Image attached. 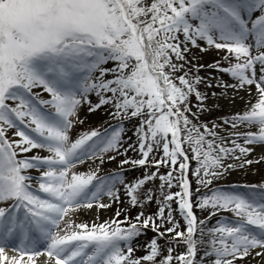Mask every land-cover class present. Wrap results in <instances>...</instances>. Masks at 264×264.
Segmentation results:
<instances>
[{
  "label": "snow or ice",
  "instance_id": "6c2138e0",
  "mask_svg": "<svg viewBox=\"0 0 264 264\" xmlns=\"http://www.w3.org/2000/svg\"><path fill=\"white\" fill-rule=\"evenodd\" d=\"M201 41L226 50V60L234 56L236 63L218 68L236 81L225 87L254 85L257 92L247 111L224 121L232 128L256 129L234 133L231 148L217 143L215 132L189 117L199 118L189 106L192 95L199 111H205L206 97L197 89L201 78H189L183 71L190 63L189 45L206 50ZM109 62L114 66L104 67ZM179 72L183 74L177 76ZM37 88L50 99H40L33 91ZM90 93L99 97L97 104L88 101ZM82 101L93 112L111 105L114 118H140L136 135L141 158L124 159L121 166H169L158 177L162 194L165 185L171 189L176 186L173 179L179 180L181 191L163 196L155 218L140 213L134 223L126 218L91 226L71 220L70 213L81 208L110 207L98 201L104 196L119 199L115 185L124 184L116 174L98 175L99 167L87 174L71 172L85 160L99 159L103 165L104 154L119 152L122 144L124 129L119 126L110 135L93 130L73 138V118ZM8 129H15L19 140H10ZM238 140L264 147V0H0V264H172L173 259L194 264L197 244L205 241L195 238L189 152L197 164L191 174L207 186L236 167L224 164L227 157L240 160L254 150ZM154 147H162L163 155L149 165ZM34 149L50 155L18 159ZM252 163L244 160L239 166ZM30 169L40 172L37 188L27 174ZM176 171L179 176L174 177ZM156 178L154 172L125 185L132 206L139 203V191ZM247 187L248 193L214 190L201 198L198 206L211 208V215L219 209L236 217L208 232L205 255L214 258L213 264H235L249 256L264 264V187ZM145 197L153 200L151 190ZM177 198L185 231L177 230L171 213L169 202ZM165 223L171 226L165 228ZM149 227L156 238L148 254L133 258L132 241ZM173 233L172 239L186 245V253L174 258L169 248L157 261L158 240ZM41 242L43 250L38 248Z\"/></svg>",
  "mask_w": 264,
  "mask_h": 264
},
{
  "label": "rangeland",
  "instance_id": "374dc122",
  "mask_svg": "<svg viewBox=\"0 0 264 264\" xmlns=\"http://www.w3.org/2000/svg\"><path fill=\"white\" fill-rule=\"evenodd\" d=\"M181 39L183 36L181 34ZM201 46L205 48V51H202L201 48L191 47L189 45V52L186 53L187 59L190 61L189 64L185 65L187 72L189 74V78H194L199 76L201 78V82L197 85V89L201 92L202 95L206 97L202 107L205 111L200 112L197 105H192V113H197L198 119L193 117L191 113L189 114L190 119L193 120V123L197 124L198 126L205 125L206 121L213 132L216 133V142L220 143L223 141L224 147L231 148L233 147L231 141L233 139H237L234 133H245L247 131L255 132L256 129H248L244 125H240L238 128H232L230 124H225V120H230L233 116L238 113H243L248 110L249 102L255 103L257 99V92L255 86H245V88L234 89L232 87H225L224 85H232L235 84L236 81L226 72L219 71V69H226L230 67L232 64L236 63L234 56H229V59H225V56H228L226 50H218L214 47H208L206 42L201 41ZM109 62L104 67L111 68L114 64H110ZM184 68V70H185ZM257 73H259V66H257ZM182 75V73H180ZM99 73H94V76H98ZM111 76H106L105 79H112ZM211 84V87L208 85ZM34 92H39L40 99L48 100L50 99L49 95L43 92L42 89L37 88L33 90ZM105 95H111L110 93H106ZM88 101L91 102V105H95L99 102V97L95 95V93H90L88 96ZM10 106H15L16 102L8 101ZM192 103H199L196 100L195 95H192L189 98V106ZM90 104L88 102L81 103L78 111L77 116L73 119L77 122L74 124L72 129V136L73 138H77L84 133H90L91 131L95 130L102 135L106 132L107 134H111L112 130L117 128V126L122 127L124 129L121 139L122 144L119 149V152H110L104 154V163L100 165L99 159H91L85 160L83 163H78L75 168L71 170V172H75L77 174H87L89 172L95 171L98 167L100 171L98 175L105 176L110 174H116L120 178L124 180V184H120L118 181L115 185L114 191L117 192L119 199H113L107 196L101 198L99 203H108L111 206L108 208H98L95 205L93 208H81L76 212L70 213L71 220L76 223H86L89 226L96 224H103V223H110L114 219H118L120 221H124L126 218L129 222L134 219L138 213H143V217L153 216L156 217L158 213V209L160 207V201L163 200V196L170 193H176L177 191L173 192L171 189L165 185L163 194L160 190L161 181L159 180L160 175H165L164 172L161 170L164 167L171 169L169 166H163L159 168V170L155 169V167L151 166H133L132 164H125L121 166V161L124 159L128 160H139L141 158V154L139 152L138 147V139L136 135V130L140 127V118H114L111 113L115 111V109L111 105H104L98 108L96 111L89 110ZM49 111H53L52 109H48ZM121 119V120H120ZM79 121H83L80 123ZM213 125H217V127L213 128ZM204 131L203 127H200V131ZM7 137L10 140H19V137L15 135V129H8L6 132ZM208 139H212L211 136H208ZM96 139V138H94ZM243 146L248 148H253L254 150L251 151L247 156H242L240 160H236L234 157H227L223 162L225 165L233 164L236 165L234 169H229L224 173L222 177L213 179V183L208 184L213 188L223 187L221 191L224 192H236V193H248L250 189L247 186L255 185L258 188L264 187V147L258 145H246L243 144L242 140H238ZM187 147V145H186ZM21 157L18 156V159H25L31 158L34 155H39L41 157H47L50 154L42 149H34L28 153H21ZM26 155V156H23ZM115 156L114 160H109L108 156ZM163 155L162 147L157 149L154 147V151L149 156V165L152 164L153 160H159ZM236 155H239L237 151ZM244 160H252V164H244L243 167L239 165ZM259 161V162H257ZM190 169L189 175L191 174V164L193 167V162L190 157L189 160ZM197 164H195L196 166ZM154 168V169H149ZM178 169V164H177ZM195 169V167H194ZM157 173V178L155 180L148 181V183L139 191V210L135 211L136 207L132 206L130 203V198L125 190V185L132 184L139 179L144 178L146 175H150L152 173ZM28 175H31L34 179L32 181L33 187L37 188V180L40 176V172L35 169L28 170ZM179 176V171L175 173ZM71 175V173H70ZM195 176L194 174H192ZM176 176V177H177ZM189 178V177H188ZM177 182H179L178 179ZM174 181V179H173ZM190 182V179H189ZM179 185V184H178ZM205 185L200 184L201 189L204 188ZM225 187V189H224ZM147 190H151L153 195V200L148 202L145 197V193ZM208 190L203 189L201 192H206ZM212 194V193H211ZM208 194L206 196H210ZM205 197V196H203ZM201 197V198H203ZM10 203V202H9ZM171 204V213L173 217L174 223L179 224L178 231H185L186 226L181 222V218L179 216L178 205L173 200L169 202ZM136 205V206H137ZM7 206V205H3ZM94 209L93 216L90 214V210ZM209 208H205L208 210ZM120 212V216H116V212ZM169 209L165 208V218L167 217ZM205 212V211H204ZM208 213H203V221L207 223L208 231L212 228L218 226V223L224 222H233L236 220L234 214L230 211L224 210H216L217 215H210L207 216ZM182 216V215H181ZM133 222V223H134ZM157 223L160 221L157 219ZM127 223L123 224L122 227H125ZM171 225L165 223L164 227H170ZM63 227V225L61 226ZM156 235L149 227V230H143L142 234L135 238L132 241L133 246V258H138L141 255H145L148 252V245L151 242V236ZM179 251L182 254L186 253V245L182 240L178 242ZM182 244L185 246L184 251H182ZM40 250L44 248V242H41L38 245ZM15 253H13L14 255ZM44 258V257H40ZM26 259V258H25ZM213 259L208 256L204 257L201 261V264H213ZM259 257L249 256L243 260L237 259L235 264H258Z\"/></svg>",
  "mask_w": 264,
  "mask_h": 264
},
{
  "label": "trees",
  "instance_id": "16d2710c",
  "mask_svg": "<svg viewBox=\"0 0 264 264\" xmlns=\"http://www.w3.org/2000/svg\"><path fill=\"white\" fill-rule=\"evenodd\" d=\"M183 71H187V69L185 68V70H183ZM180 73L183 74V72H179L176 75L177 76L178 75H181ZM190 73H191V71L188 72V74H190ZM177 83H178V81H177ZM197 104L198 103H192L190 105L191 110L193 109L192 108V105H197ZM205 125H207L208 127H210L208 125L207 121H206V124ZM201 132H204V131L201 130ZM208 138L209 137L206 136V139H208ZM185 148H187L186 145H185ZM189 156L191 157V153L190 152H189ZM192 162H193V167H192V164H191V173L194 170V167L196 168V166H197V165L195 166L196 161L194 159H192ZM149 169H154V168H149ZM161 170L164 172V174H167V172H169L171 169H168L167 167H164ZM175 173L176 172L173 173L174 177L177 176ZM189 179H190L191 192H192V194H191V203L193 205V212H194V214H195V216L197 218V232L195 234V238L198 241L200 239H203L205 241L204 244H200V243L197 244V256H196L195 261H194V264H201L202 259L207 256V255H205V252H206V249L208 248L207 241L209 240V236H208V232L209 231H208V229H206L207 228V223L206 222H204L203 224H200L199 222L200 221H203L202 214L203 213H205V214L208 213L207 216H209V214L211 215L212 209L209 208L208 210H205V209L200 208L198 205H199V203L201 201V197L206 196L208 194H211L214 190L221 191V190H223L222 189L223 187L213 188L210 185L204 186L203 189L208 190L207 191L208 193L206 194V192H204V193L201 192L203 189H201L200 184L197 183V177L196 176H193L192 174H190ZM212 183H213V181H212ZM173 184L176 185V186L172 187L171 190L173 192H175V191L180 192V187L178 185L179 182H177V180L174 179ZM221 192H224V191H221ZM174 201L178 205V203H177L178 198L176 200H174ZM135 207H136L135 211L139 210V205H137ZM138 214H140V213H138ZM179 216H180V218L182 220L181 222L184 224V226H186V221L183 219V216H181L180 213H179ZM131 221L134 222V219H132ZM124 226L127 227L128 225H124ZM201 228H203V230H204V236L203 237L200 236V229ZM146 230H149V228L148 229H145V231ZM162 231H163V229H162ZM173 235H174V233L166 236L164 239L158 240V244L160 245V256L157 257V261L161 260L163 257H165V256H167L169 254L168 253V249L169 248L172 249L171 255L174 258L182 254L179 251H177V249L179 248V244H178L179 241L172 239V236ZM153 238H156V235L151 236V240ZM184 248H185V246L182 244V251H184ZM146 254H148V252ZM143 256L144 255H141L140 257H143ZM172 264H178V261H176L175 259H173Z\"/></svg>",
  "mask_w": 264,
  "mask_h": 264
},
{
  "label": "bare ground",
  "instance_id": "6f19581e",
  "mask_svg": "<svg viewBox=\"0 0 264 264\" xmlns=\"http://www.w3.org/2000/svg\"><path fill=\"white\" fill-rule=\"evenodd\" d=\"M89 212H90V214L93 216V214H94L95 211H94V209H92V210H90ZM10 254H12V253H10ZM43 259H45V257H44ZM43 259H42V258H39V260H43Z\"/></svg>",
  "mask_w": 264,
  "mask_h": 264
}]
</instances>
